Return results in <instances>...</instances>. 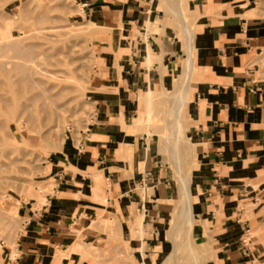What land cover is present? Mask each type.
I'll return each instance as SVG.
<instances>
[{
	"label": "crops",
	"instance_id": "obj_1",
	"mask_svg": "<svg viewBox=\"0 0 264 264\" xmlns=\"http://www.w3.org/2000/svg\"><path fill=\"white\" fill-rule=\"evenodd\" d=\"M75 3L107 33L104 76L89 91L90 122L42 162L48 191L20 201L0 264H128L112 256L121 245L133 264L166 254L167 206L181 194L158 135L135 120L146 91H172L188 60L192 233L211 247L209 264H264V15L251 0H187L186 37L156 0Z\"/></svg>",
	"mask_w": 264,
	"mask_h": 264
},
{
	"label": "rangeland",
	"instance_id": "obj_2",
	"mask_svg": "<svg viewBox=\"0 0 264 264\" xmlns=\"http://www.w3.org/2000/svg\"><path fill=\"white\" fill-rule=\"evenodd\" d=\"M156 1L164 13L168 15L171 20L173 19L172 21L181 24V29L183 31L184 29L179 15L176 10L170 8V5L172 7L181 8V11L183 13L185 12L187 20L191 24L190 14L186 4L187 0ZM250 6L256 8L255 11L257 14L264 15V0H251ZM77 13L78 7H76L75 0H0V26L5 25V23L7 24V20L13 17L11 18V22L8 23L12 29L14 31H16V29H23L27 30L29 33H27L28 36L23 39V44H37L33 51L36 54L41 51L45 53L40 60L43 63H47L48 67H50L49 64L51 63L56 64L61 61L58 66L55 65V68L57 67V69L63 70L66 73L63 77L67 78V81L64 83V85L67 86V90L56 101V105L65 106L62 107L64 109L61 108L58 112L60 120L56 122V115L58 119L59 116L57 112L55 113V106L52 107L53 115H51V117H45V113L34 112L33 122L30 123V126L31 130L33 129L32 131H35L36 135L34 132H30L32 133V137L29 136L31 138L28 142L29 144H21L20 132L17 130L14 122V120L22 114V104L10 106L9 111L11 113L8 115L6 113L4 115V113L0 112V193L5 192L3 194V197L7 199L5 203H7V201H9L8 203H15L13 205L15 211H11L12 214L9 216L6 226H3L2 219L0 218V225L2 224L0 226V241H4L5 243H13L16 235L21 229L22 219L18 214L20 201L36 198L39 191H48L49 186L47 187L46 184L39 182L41 179L40 174L43 169L41 165L45 156L52 150L59 148L68 132L85 128L87 123L91 120L92 107L88 98L89 91L92 89L91 86L93 82L104 76L103 63L99 58L101 46L98 47V45H102L101 43L107 39V33L104 32L105 29L102 27L98 26L97 29L95 23L87 22L85 19H79L76 15ZM49 28H53L54 31L52 32ZM93 29L94 32L97 31L98 33H91ZM178 36L181 38V35ZM67 52H71V58H66ZM45 65L46 64H44V66ZM167 92L169 91H155V96L160 97V99H158V101H160L159 103H161L160 106H158L160 112H155L152 121L148 123H146L144 119L145 108L143 106V97L140 100L141 108L138 110V116L135 122L138 130L147 132L148 135H158L155 138L161 144V152L164 154L167 163H170L167 165L169 167L171 166L174 170L173 172L178 182L180 195L182 194V186L177 177L175 164L172 163L171 155H175L179 159L181 170L189 179L191 167L189 159L191 156L189 155L190 147H188L185 141H181L176 145L175 152L168 153L164 138L159 134L162 132L164 134L167 133L169 127L168 120L165 116V105H162ZM180 119L181 129H184L185 134L183 112L181 113ZM42 124L54 127L49 133L43 131L45 136L42 143H40L38 136L40 134L39 127ZM55 124H57L56 127ZM14 143L16 145H14ZM174 203L175 201H173L170 206H167L170 209L171 219L169 223L167 220L165 221L162 230L163 237H165V232L167 234L166 242L168 245L165 252L166 254H162L156 264H165L167 256L174 247L173 235L177 229L175 223L180 216V213L177 211L178 205L174 207ZM193 222L194 219L192 220L190 228V242L194 248L196 247V253L198 252L199 254H197L201 256V264H209L211 247L208 242L197 239L195 233H192ZM120 248V251H118L119 253L112 256L121 257L125 259L128 264H133L129 249H124L122 245ZM179 251L181 255H179V260L177 262L180 261L181 264H192L190 263V256L182 249ZM181 251L184 252L182 253ZM107 256L108 255L103 254L101 258H106Z\"/></svg>",
	"mask_w": 264,
	"mask_h": 264
},
{
	"label": "bare ground",
	"instance_id": "obj_3",
	"mask_svg": "<svg viewBox=\"0 0 264 264\" xmlns=\"http://www.w3.org/2000/svg\"><path fill=\"white\" fill-rule=\"evenodd\" d=\"M170 8L177 11L179 19L182 22L184 34L186 37H189L190 28L182 16L181 8L172 7L171 5ZM11 18H8V23L11 22ZM8 23L0 26V112L4 113V115L5 113L8 115L11 113L9 111L10 106H15L16 104L20 103L22 104V114L17 117L14 122L16 124L17 130L20 132L21 144H25L31 139L29 136H31L32 133L30 132H34L36 135L35 131H32L33 129L31 130L30 126V123L33 122L34 112L45 113V117H51V115H53V106H55L54 110L55 113L57 112V114L62 107H65L64 105H56V101L67 90V86L64 85L65 81H67V78L63 77V75L66 74L63 70L57 69V67L55 68V65L58 66L61 61L57 62L56 64L51 63L49 64L50 67H48L47 63H43L40 60L45 53L41 51L36 54L33 51L37 44H23V39L28 36V31L23 29H16V31H14ZM96 28L98 29V26ZM49 29L52 32L54 31L53 28ZM94 29L91 33L94 32ZM94 33L96 34L98 32L96 31ZM70 54L71 52H67L66 58H71ZM150 57L151 55L149 54L148 62L150 61ZM44 64L46 65L44 66ZM186 64L190 74V60H188ZM189 74L179 79L176 87L172 91H169L165 94L164 102L161 101L162 105H165V116L168 120L169 127L167 133L164 134L161 131L162 133L159 134L164 138L168 153L175 152L176 145L181 141H185L188 144V147H190V142L187 140L184 134V129H181L180 119L181 113H184V107L188 97ZM158 99H160V97L155 96L154 90L149 89L146 91L143 100V106L145 108L144 119L146 123L152 121L155 112H160V110H158V106H160L161 103H159L160 101H158ZM56 118V122H58V120H60V116L58 119L56 115ZM56 126L57 124H55V127ZM53 127L54 126H47V124H42L39 127L40 134L38 137L40 143H42L45 136L43 131L49 133ZM14 145L16 144L14 143ZM171 160L172 163L175 164L177 170V177L180 180L182 186V194L177 207V211L180 213V216L175 223L177 229L173 235L174 247L167 256L165 264H181L180 261L177 262L179 260V255H181V253L179 254L180 249L184 250L190 256V263L201 264L202 258L198 255V252V254L196 253V247H193L189 239L193 214L191 209L192 201L189 191L188 176L182 172L180 161L175 155H171ZM4 193H0V218L2 219L3 226H6L8 224L7 220L9 216L12 214L11 211H15L13 207L15 203H8L9 201L5 203L7 199L6 197H3ZM139 232L142 234V229H140ZM184 251L181 252L183 253Z\"/></svg>",
	"mask_w": 264,
	"mask_h": 264
}]
</instances>
